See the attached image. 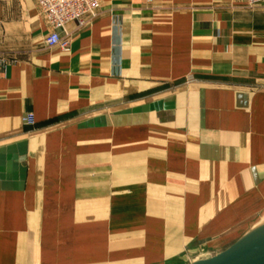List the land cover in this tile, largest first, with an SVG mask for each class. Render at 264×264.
I'll list each match as a JSON object with an SVG mask.
<instances>
[{"label":"crops","instance_id":"1","mask_svg":"<svg viewBox=\"0 0 264 264\" xmlns=\"http://www.w3.org/2000/svg\"><path fill=\"white\" fill-rule=\"evenodd\" d=\"M100 4L64 51L0 0V264H189L264 223V3Z\"/></svg>","mask_w":264,"mask_h":264},{"label":"built area","instance_id":"2","mask_svg":"<svg viewBox=\"0 0 264 264\" xmlns=\"http://www.w3.org/2000/svg\"><path fill=\"white\" fill-rule=\"evenodd\" d=\"M151 1V0H149ZM249 6L264 3V0H246ZM41 12L51 27L45 42L49 47H60L70 50V40L62 38L60 30H65L68 24L76 23L84 27L94 19L100 9V0H37Z\"/></svg>","mask_w":264,"mask_h":264},{"label":"water","instance_id":"3","mask_svg":"<svg viewBox=\"0 0 264 264\" xmlns=\"http://www.w3.org/2000/svg\"><path fill=\"white\" fill-rule=\"evenodd\" d=\"M191 264H264V223L225 251Z\"/></svg>","mask_w":264,"mask_h":264},{"label":"rangeland","instance_id":"4","mask_svg":"<svg viewBox=\"0 0 264 264\" xmlns=\"http://www.w3.org/2000/svg\"><path fill=\"white\" fill-rule=\"evenodd\" d=\"M203 259H207V258H205L204 256L194 257V258L192 259V262H190L189 264H191V263H193V262H196V261L203 260Z\"/></svg>","mask_w":264,"mask_h":264}]
</instances>
